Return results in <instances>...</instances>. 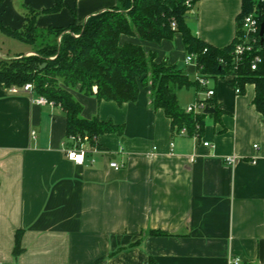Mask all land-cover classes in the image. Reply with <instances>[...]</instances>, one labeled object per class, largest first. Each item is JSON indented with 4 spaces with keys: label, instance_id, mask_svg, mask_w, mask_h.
<instances>
[{
    "label": "crops",
    "instance_id": "crops-1",
    "mask_svg": "<svg viewBox=\"0 0 264 264\" xmlns=\"http://www.w3.org/2000/svg\"><path fill=\"white\" fill-rule=\"evenodd\" d=\"M65 2L60 11L45 12L55 0H6L0 22L19 30L26 9H33L40 11V28L81 25L118 5V0ZM242 2L199 0L196 21L188 25L203 41L224 47L236 36ZM0 40V58L32 53L30 44L18 40L25 49ZM120 42L142 45L157 61L184 67L196 79V65L185 63L181 32L161 43L129 35ZM234 79L228 74L211 80L216 111L206 114L200 134L173 131L171 118L151 105L149 86L123 105L73 89L85 118L123 127L121 133L99 135L83 163L66 155L61 105L37 104L35 93H12L0 83V261L233 264L238 258L240 264H264V114L254 103L255 84L238 93ZM197 92L193 86L177 91L185 112ZM112 162L123 167L113 168ZM17 230L22 251L16 256Z\"/></svg>",
    "mask_w": 264,
    "mask_h": 264
},
{
    "label": "trees",
    "instance_id": "trees-1",
    "mask_svg": "<svg viewBox=\"0 0 264 264\" xmlns=\"http://www.w3.org/2000/svg\"><path fill=\"white\" fill-rule=\"evenodd\" d=\"M5 1L0 0V8ZM198 1L192 0V5L188 6L186 0H118L116 7L91 15L84 24L46 28L37 26L40 11L26 9L21 29L13 30L0 22V31L32 46L49 44L34 55L0 58V83L9 89L32 83L35 95L61 105L67 116V138L88 134L95 143L99 135L121 133L123 129L112 121L85 118L82 105L68 90L77 85L85 93L95 94L99 100H112L119 105L136 101L141 86H149L151 105L163 109L171 118L173 131L185 127L200 134L206 114L193 116L186 113L177 96V91L184 87L193 86L198 90V81L167 60L157 61L156 54L145 51L142 45L120 42L122 35H129L161 43L181 32L187 54L197 55V71L201 75L225 77L235 74L232 83L240 87L241 92L247 83H254V103L264 114V49L258 69L252 70L248 62L235 67L232 56L235 38L230 44L217 47L200 39L189 27L187 14L196 8ZM242 1L236 35L240 33L246 15L254 12L256 7L264 12L261 0ZM65 6V0H55L54 6L45 12H58ZM53 55L55 58H50ZM21 233L17 230L16 256L22 251ZM151 233L166 232L152 230Z\"/></svg>",
    "mask_w": 264,
    "mask_h": 264
},
{
    "label": "built area",
    "instance_id": "built-area-1",
    "mask_svg": "<svg viewBox=\"0 0 264 264\" xmlns=\"http://www.w3.org/2000/svg\"><path fill=\"white\" fill-rule=\"evenodd\" d=\"M264 2V0H261ZM188 6L192 5V0H186ZM264 21V12H260L256 7L254 12L246 15L242 20L241 30L238 35L235 36L236 42L234 44V49L232 52L233 63L235 67L245 65L249 63L252 70L258 69L259 65L263 61V56L261 51L264 49V33L261 35V25ZM176 24L173 22V27ZM223 61V60H222ZM186 64H194L197 67V55L187 54L185 56ZM234 75L235 74H231ZM213 76L201 75L199 72L196 74V80L199 83L198 97L196 100L186 107V112L189 114L200 115L203 114L207 107H211L212 99L215 95V89L210 85ZM12 93H18L20 91H25L28 93H34V85L32 83H27L23 87H12L10 88ZM236 91L241 92L240 87L236 86ZM33 102L37 104H53L52 101L48 100L42 95H37L33 98ZM180 134L187 132L184 127L179 130ZM32 135H35V131H32ZM205 146L209 145V142H204ZM258 145H255L257 147ZM92 147V141L88 134L83 135H71L67 138L66 143H64V149L66 155L69 159L75 161L76 163H83L85 159V154ZM230 162L235 161V157L229 159ZM113 168L119 169L123 167L122 164L117 162H112L110 164ZM233 264H240L238 258L233 259ZM0 264H3L0 261Z\"/></svg>",
    "mask_w": 264,
    "mask_h": 264
},
{
    "label": "rangeland",
    "instance_id": "rangeland-1",
    "mask_svg": "<svg viewBox=\"0 0 264 264\" xmlns=\"http://www.w3.org/2000/svg\"><path fill=\"white\" fill-rule=\"evenodd\" d=\"M196 9H194L193 11H190V12H188V14H187V17H186V20L188 21V24L190 25V26H192V22L193 21H196ZM78 34V33H77ZM76 34V35H77ZM1 35V34H0ZM2 37V38H1ZM0 39H4V43L6 44V45H8V46H18L19 48L20 47H24L25 49H26V44H24V43H22V42H20V41H18V40H15V39H12V38H10V37H7V36H0ZM1 41V40H0ZM49 43H41V47L40 46H38V45H34V46H32V48H33V50H32V53H30V54H26L27 56L28 55H34V54H37L38 53V50H40V49H44L47 45H48ZM50 58H55V55H53V56H50ZM182 68H184V67H182ZM181 68V69H182ZM184 71H185V68L183 69ZM192 77V76H191ZM79 87V85H77L75 88H78ZM75 88H71V87H69L68 88V90L69 91H72L73 89H75ZM183 93H184V89L182 90V97H181V100H180V103L181 104H184V102H186V97L183 95Z\"/></svg>",
    "mask_w": 264,
    "mask_h": 264
},
{
    "label": "water",
    "instance_id": "water-1",
    "mask_svg": "<svg viewBox=\"0 0 264 264\" xmlns=\"http://www.w3.org/2000/svg\"><path fill=\"white\" fill-rule=\"evenodd\" d=\"M261 35H263L264 33V21L262 22V25H261ZM216 110L214 109V107H207L204 111L205 114H210V113H213L215 112Z\"/></svg>",
    "mask_w": 264,
    "mask_h": 264
}]
</instances>
